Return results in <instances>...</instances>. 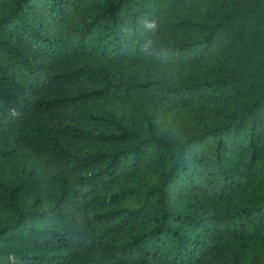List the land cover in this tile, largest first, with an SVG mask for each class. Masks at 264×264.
I'll return each instance as SVG.
<instances>
[{
	"label": "trees",
	"instance_id": "1",
	"mask_svg": "<svg viewBox=\"0 0 264 264\" xmlns=\"http://www.w3.org/2000/svg\"><path fill=\"white\" fill-rule=\"evenodd\" d=\"M0 204V264H264V0H0Z\"/></svg>",
	"mask_w": 264,
	"mask_h": 264
},
{
	"label": "rangeland",
	"instance_id": "2",
	"mask_svg": "<svg viewBox=\"0 0 264 264\" xmlns=\"http://www.w3.org/2000/svg\"><path fill=\"white\" fill-rule=\"evenodd\" d=\"M196 72L195 70H192V73ZM9 217V212H7L4 207L0 204V220L3 218Z\"/></svg>",
	"mask_w": 264,
	"mask_h": 264
}]
</instances>
